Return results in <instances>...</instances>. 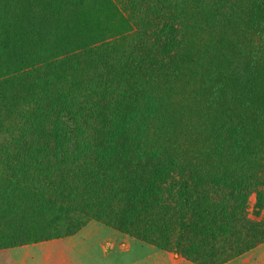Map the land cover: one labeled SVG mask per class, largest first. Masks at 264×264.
Here are the masks:
<instances>
[{"label":"rangeland","instance_id":"1","mask_svg":"<svg viewBox=\"0 0 264 264\" xmlns=\"http://www.w3.org/2000/svg\"><path fill=\"white\" fill-rule=\"evenodd\" d=\"M250 9V0H0L3 153L21 142L49 153L55 139L86 142L102 152L96 173L109 186L139 196L145 187L173 228L213 206L222 229L232 230L222 217L232 206L239 224L221 245L194 244L187 232L178 247L174 230L161 247L159 234L147 241L96 218L77 235L20 236L0 252L36 244L53 264H72L64 244L76 235L74 264H96L108 243L117 251L129 241L198 264L185 256L195 246L205 262L252 246V225L264 226V8ZM76 126L80 137L69 133ZM8 190L0 187V221ZM4 254L0 264H10Z\"/></svg>","mask_w":264,"mask_h":264},{"label":"trees","instance_id":"2","mask_svg":"<svg viewBox=\"0 0 264 264\" xmlns=\"http://www.w3.org/2000/svg\"><path fill=\"white\" fill-rule=\"evenodd\" d=\"M250 1L252 12L264 8V0ZM3 80H0L1 85L5 84ZM68 130L79 137L84 133V129L77 126ZM55 131H58V127H55ZM53 148L56 153H49L45 143L21 142L17 145L15 154H8L3 153L0 147V187L9 188L6 214L0 221V248L17 246L10 240L20 236L21 240L40 236L35 239L36 242L70 236L85 227L89 219L96 218L147 241H152L147 233L159 234L161 242H158V246L170 244L174 230L179 232V239L176 241L178 247L182 245L180 240L185 238L187 232L193 236V243L199 245L230 242L228 235L233 237L237 232L238 210L233 206L227 209V214L222 215L228 216V221H231V231L222 229L214 206L194 210L188 222H179L174 229L161 210L159 212L155 206L148 204V191L145 187L140 185L136 188L137 193L140 189L142 196L133 195L129 190L116 187V183L109 186L106 176L96 173V163L101 164L96 157L102 156V152L96 151L93 145L82 141L72 143L55 139ZM68 152L71 157H67ZM91 160L95 163L88 164ZM75 178H81V183L68 189V183ZM106 190L108 196L104 195ZM182 195H185V190ZM96 200L99 201L98 208ZM63 217L68 220L67 223L62 222ZM33 221L39 222L38 228ZM252 226L256 230H252L253 234L259 233V238L253 240L254 244L263 243L264 226ZM254 244L246 249H242L239 244L230 246L222 254L219 253L222 259L216 262L201 260L202 254L198 252L203 250L202 246H195L197 253L193 250L194 254L188 250L185 256L198 264H224L253 249ZM176 251L179 252V248Z\"/></svg>","mask_w":264,"mask_h":264},{"label":"crops","instance_id":"3","mask_svg":"<svg viewBox=\"0 0 264 264\" xmlns=\"http://www.w3.org/2000/svg\"><path fill=\"white\" fill-rule=\"evenodd\" d=\"M76 235L67 238L68 242L64 244V249L67 251V258L72 261V264H74L75 255L70 256V252L77 247V244L69 241V239ZM35 245L12 248L0 253H6L11 261H9L10 264H53L47 255H42L37 252V248H34ZM108 245L110 249L107 250L104 247L103 254L101 251L96 252V264H195L186 259H179L176 254L144 247L131 241H129V247L124 250L116 251V244L108 243ZM75 259L77 263L80 261L78 257H75ZM224 264H264V244Z\"/></svg>","mask_w":264,"mask_h":264}]
</instances>
